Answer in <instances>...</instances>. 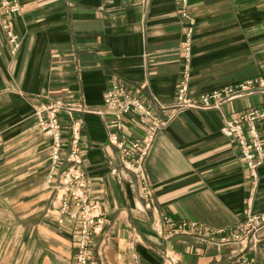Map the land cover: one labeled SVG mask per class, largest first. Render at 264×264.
<instances>
[{
  "label": "crops",
  "instance_id": "1",
  "mask_svg": "<svg viewBox=\"0 0 264 264\" xmlns=\"http://www.w3.org/2000/svg\"><path fill=\"white\" fill-rule=\"evenodd\" d=\"M13 18L21 48L13 54L0 11V264H73L79 222L63 218L59 176L48 182L52 141L35 110L64 99L104 112L117 79L150 107L176 102L183 79L189 22L180 0H20ZM196 21L189 97L264 78V0H190ZM264 107V94L220 110L185 111L159 134L146 161L154 190L146 209L136 177L122 168L109 144L113 118L80 114L82 154L90 199L99 202L105 231L93 255L105 264H233L238 245L198 238L192 230L170 235L184 221L230 230L245 218L249 173L236 141L222 134L226 118ZM125 132L143 137L138 118ZM264 137V122L260 125ZM69 148L68 139L65 141ZM69 150V149H68ZM75 210V206H72ZM254 211L264 215V165ZM176 227V228H177ZM158 230V231H157ZM257 254L264 264V231Z\"/></svg>",
  "mask_w": 264,
  "mask_h": 264
},
{
  "label": "built area",
  "instance_id": "2",
  "mask_svg": "<svg viewBox=\"0 0 264 264\" xmlns=\"http://www.w3.org/2000/svg\"><path fill=\"white\" fill-rule=\"evenodd\" d=\"M189 1L180 0L181 13L189 22V29L183 48L185 61L183 79L174 104L158 103L156 108L150 107L142 100L139 92L114 79L104 97V112H92L82 103L64 99H55L49 104H41L35 110L40 131L52 141L48 182L55 181L63 163L69 164L68 169L59 176L58 188L64 193L59 207V213L62 216L60 223L63 224V218L66 217L79 222L73 264H105L102 258L99 259L100 263H97L93 255L94 239L104 233L106 220L101 204L91 201L89 195L90 187L84 170L81 149L83 124L78 119L80 114L92 112L107 114L113 118L110 125L112 134L109 144L119 151L123 170L136 177L140 195L146 201V209H152L154 190L146 171V161L157 136L185 111L220 110L238 99L264 94V78H256L198 98L189 97L193 37L196 26V21L188 10ZM0 11L3 14L1 26L12 53L17 54L21 48V39L15 32L13 18L21 13L20 0H0ZM129 115L136 116L141 125L147 128V133L143 137H131L125 132V118ZM262 122H264V107L250 109L240 115L226 118L221 131L224 137L236 141L248 169L250 186L244 221L230 230H211L201 228L195 222L184 221L178 227L175 226V230L170 235L189 228L200 239L214 241L220 245L240 246L242 252L233 264H255L246 253L259 252L262 243L261 235L264 231V215L256 214L254 211L260 184V169L264 165V137L260 130ZM66 139H68L69 150L65 147ZM72 206H75V210ZM167 264H179V262L168 255Z\"/></svg>",
  "mask_w": 264,
  "mask_h": 264
},
{
  "label": "rangeland",
  "instance_id": "3",
  "mask_svg": "<svg viewBox=\"0 0 264 264\" xmlns=\"http://www.w3.org/2000/svg\"><path fill=\"white\" fill-rule=\"evenodd\" d=\"M68 150H66V152H67ZM50 156H51V153H50ZM65 163H67V162H65Z\"/></svg>",
  "mask_w": 264,
  "mask_h": 264
}]
</instances>
